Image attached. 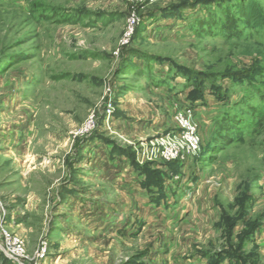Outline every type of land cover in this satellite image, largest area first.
Wrapping results in <instances>:
<instances>
[{
  "label": "rangeland",
  "instance_id": "rangeland-1",
  "mask_svg": "<svg viewBox=\"0 0 264 264\" xmlns=\"http://www.w3.org/2000/svg\"><path fill=\"white\" fill-rule=\"evenodd\" d=\"M245 1L0 0V264H264ZM182 109L202 150L183 162Z\"/></svg>",
  "mask_w": 264,
  "mask_h": 264
},
{
  "label": "built area",
  "instance_id": "built-area-1",
  "mask_svg": "<svg viewBox=\"0 0 264 264\" xmlns=\"http://www.w3.org/2000/svg\"><path fill=\"white\" fill-rule=\"evenodd\" d=\"M138 3H142L143 0H136ZM136 20L135 17H132L129 23V30L124 39V44L127 45L133 39L135 34ZM110 114V113H109ZM111 115V114H110ZM110 117V116H109ZM194 113L191 110L182 109V112L175 118L178 122L179 129L181 133L184 134V139L187 141V145L181 144V146L176 147L175 149L169 150L165 157L168 160L179 159L183 162L188 156L193 155L198 157L201 155L202 150L200 149V139L198 134V128L194 124ZM187 156V157H186ZM17 256H21V250L15 251ZM20 254V255H19Z\"/></svg>",
  "mask_w": 264,
  "mask_h": 264
},
{
  "label": "trees",
  "instance_id": "trees-1",
  "mask_svg": "<svg viewBox=\"0 0 264 264\" xmlns=\"http://www.w3.org/2000/svg\"><path fill=\"white\" fill-rule=\"evenodd\" d=\"M248 24L257 30L264 27V15L258 7V4L252 0H246L239 10L238 22L230 24L232 29H236V24ZM138 33V32H137Z\"/></svg>",
  "mask_w": 264,
  "mask_h": 264
}]
</instances>
